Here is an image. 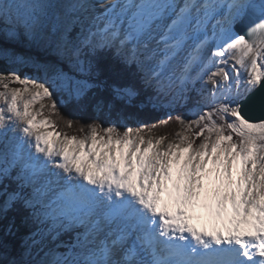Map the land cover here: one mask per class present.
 <instances>
[{
	"label": "snow or ice",
	"instance_id": "snow-or-ice-1",
	"mask_svg": "<svg viewBox=\"0 0 264 264\" xmlns=\"http://www.w3.org/2000/svg\"><path fill=\"white\" fill-rule=\"evenodd\" d=\"M113 49L140 86L93 107L169 109L156 123L62 112ZM0 196V218L19 205L38 226L5 264H264V0H0Z\"/></svg>",
	"mask_w": 264,
	"mask_h": 264
},
{
	"label": "trees",
	"instance_id": "trees-1",
	"mask_svg": "<svg viewBox=\"0 0 264 264\" xmlns=\"http://www.w3.org/2000/svg\"><path fill=\"white\" fill-rule=\"evenodd\" d=\"M66 64L69 66L72 65L67 62ZM96 69L98 70L99 75L98 77H92V79H94L95 82L101 84V87L94 88L89 92L88 97L83 101L86 107H84L82 110L72 103L65 106L62 109V112L66 117H75L78 121L85 123L92 122L93 120H99L104 124H108L110 122L109 117H112V119H119L120 116L127 115L129 117H135L152 124L156 123L157 120L165 114V112L169 111V109L166 107L160 110H153L151 107H145L143 109L138 107H122V105H120L118 102L117 108L120 109V111H109L105 109L104 111H106V115L102 114L104 111H100L93 107L95 100L103 99L107 101L110 99V85L114 83L119 85L136 83L137 86H140V76L135 68H128L121 63L114 49L98 54L96 57ZM133 73L136 74L133 75ZM75 74L78 76L82 75L81 72H75ZM148 94H150V90L148 92L142 90L141 96L137 99L136 103L141 101L146 103L145 98ZM181 112H183V110H181ZM128 123L135 126L136 119L130 118ZM60 129H63V122L60 124ZM178 130L179 126L174 121H172L167 126L161 125L154 131H156L158 135L169 134L171 139V136L174 135V133ZM3 199L4 198L0 196V201ZM27 215V210H23L19 205H17L5 213L2 218H0V243L4 245V247H0V254L3 256H5V254H9V257L6 258L8 260L11 258H21V254L24 252L25 243L28 241L30 235L35 232L38 227L30 221L25 220ZM10 225L12 226L11 232L8 231ZM62 239L70 240L71 237L64 236ZM37 251L39 250H35V254L32 257L33 260H35ZM24 258L27 259L26 256ZM3 264H5V262Z\"/></svg>",
	"mask_w": 264,
	"mask_h": 264
},
{
	"label": "rangeland",
	"instance_id": "rangeland-1",
	"mask_svg": "<svg viewBox=\"0 0 264 264\" xmlns=\"http://www.w3.org/2000/svg\"><path fill=\"white\" fill-rule=\"evenodd\" d=\"M14 47L16 48V50L22 54H26V55H30L33 57H36L38 60L41 61H49L51 63L57 64L63 71L64 73L70 77L72 80H76V79H82L85 78L83 75H76L75 72H80L77 67L75 65H67L66 62L64 61H60L54 54H52L49 51H45L43 48L40 47H35V46H31V45H27V44H19V45H14ZM26 71H31L29 69H25ZM177 72H179V67H177ZM193 71H196L195 66L193 68ZM37 75L43 76L44 73H36ZM12 86H16V85H12ZM102 114L106 115V111H104ZM100 116V115H99ZM109 120L111 121H118L119 119H112V117H109ZM168 141H166L167 143ZM205 193L204 195L210 196L211 194V185L205 181ZM65 239V238H64ZM68 239V238H67ZM66 239V240H67ZM43 255V252L41 250L37 251L36 255H35V260H38L40 256ZM7 257H9V254H5V256L1 255L0 256V264H3L5 262V260ZM13 259V258H11Z\"/></svg>",
	"mask_w": 264,
	"mask_h": 264
},
{
	"label": "bare ground",
	"instance_id": "bare-ground-1",
	"mask_svg": "<svg viewBox=\"0 0 264 264\" xmlns=\"http://www.w3.org/2000/svg\"><path fill=\"white\" fill-rule=\"evenodd\" d=\"M204 194L202 195L203 198ZM167 199V197H165ZM195 216L198 217H202L203 220L198 221L197 218H195L193 220V224L198 227V228H203V229H207V230H212L216 225H214V223L207 217L206 213L204 212L203 209L198 210L195 213ZM220 227L222 228L223 226L220 225Z\"/></svg>",
	"mask_w": 264,
	"mask_h": 264
}]
</instances>
